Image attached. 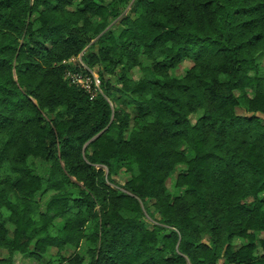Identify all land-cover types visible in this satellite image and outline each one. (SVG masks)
Returning a JSON list of instances; mask_svg holds the SVG:
<instances>
[{
	"label": "trees",
	"instance_id": "obj_1",
	"mask_svg": "<svg viewBox=\"0 0 264 264\" xmlns=\"http://www.w3.org/2000/svg\"><path fill=\"white\" fill-rule=\"evenodd\" d=\"M71 3L0 0V264H264V0Z\"/></svg>",
	"mask_w": 264,
	"mask_h": 264
},
{
	"label": "rangeland",
	"instance_id": "obj_2",
	"mask_svg": "<svg viewBox=\"0 0 264 264\" xmlns=\"http://www.w3.org/2000/svg\"><path fill=\"white\" fill-rule=\"evenodd\" d=\"M77 2H78V0H72L71 6H72V7H75ZM130 3H131V1H130V2H127V3L125 4L124 11L127 10V9H129V7H130ZM118 18H119V17H110V18H109V22H108V27H109V28H114V27L116 26V23H118ZM117 42L119 43L120 41L117 40ZM69 63H70V64H73V65H74V64H78V65H80L79 68H80V67L85 68V70L88 71V75H89V74L91 75V73H94V75H96V76H97V79H98L97 87L94 86V81L91 82L90 79H89V81L86 83V85H89L90 88H93V90H98V89L101 90V83H100V79H99V77H98V75H97L96 70H95V69L93 70L92 68H88V67L84 64V62H83V60L81 59L80 55H79L78 57L74 58V59H71V60L69 61ZM144 63H146L145 60H143L142 64H144ZM191 65H192V61H191L190 59L183 58V59H181V60L179 61V63H178L175 67H173V68L170 70V72H171V74L174 75V76H182V75L185 73V71H186ZM81 73H85V72H83V70H81ZM139 75H140V69H139V67L136 66V67H134V68L131 70V76H133L134 78H138ZM95 83H96V82H95ZM93 90H90L91 93H93ZM128 110L133 111V107H132V106H128ZM199 114H200L199 112L194 113V114H191V116H190V120H191L192 122H194V121L196 120V118L199 116ZM129 132H130V127H127V128L124 129L123 134H124V137H125V138L128 137ZM102 169H103V171H104L105 173L107 172V168H106V167H102ZM115 178H116V180H117L118 182L122 183V181H123V177H122V176H120V177H115ZM1 253H4V251H1ZM19 260H20V259H19ZM25 262H26V261H25ZM26 264H36V263H35V262H28V263H26Z\"/></svg>",
	"mask_w": 264,
	"mask_h": 264
},
{
	"label": "built area",
	"instance_id": "obj_3",
	"mask_svg": "<svg viewBox=\"0 0 264 264\" xmlns=\"http://www.w3.org/2000/svg\"><path fill=\"white\" fill-rule=\"evenodd\" d=\"M69 75L71 76L72 81H74L76 84H79L80 86L84 88L90 89V86L86 85L89 79L91 82L94 81V86L97 87L98 79H97V76L94 75V73H91V75L87 74L85 76H81L79 73L75 72V73H69Z\"/></svg>",
	"mask_w": 264,
	"mask_h": 264
}]
</instances>
